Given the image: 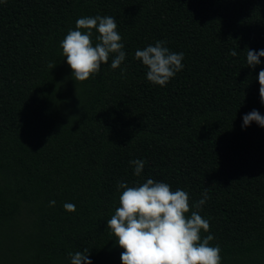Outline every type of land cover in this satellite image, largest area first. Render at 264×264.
I'll list each match as a JSON object with an SVG mask.
<instances>
[{
  "label": "trees",
  "instance_id": "1",
  "mask_svg": "<svg viewBox=\"0 0 264 264\" xmlns=\"http://www.w3.org/2000/svg\"><path fill=\"white\" fill-rule=\"evenodd\" d=\"M96 15L116 19L126 58L76 81L60 42ZM158 40L184 53L165 86L135 58ZM245 48L264 49V0H0V264H70L84 248L122 264L107 228L118 182L149 178L187 191L186 215L207 191L201 236L221 264H264V127H243L264 115V57L253 69Z\"/></svg>",
  "mask_w": 264,
  "mask_h": 264
},
{
  "label": "clouds",
  "instance_id": "2",
  "mask_svg": "<svg viewBox=\"0 0 264 264\" xmlns=\"http://www.w3.org/2000/svg\"><path fill=\"white\" fill-rule=\"evenodd\" d=\"M6 2V0H5ZM117 21L112 16H85L76 20L75 29H70L60 42L62 54L72 69L76 81H86L101 70L102 63H108L110 55L115 54L111 68L120 67L126 58L122 36L117 31ZM98 35L93 40V30ZM167 41L158 40L155 45L137 49L135 58L142 60L148 69L147 79L153 84L165 86L177 72L184 67V53L170 51ZM247 66L255 69L264 57V49L259 51L245 48ZM237 53L231 52L232 56ZM50 67L54 68L55 66ZM126 70L121 71V75ZM259 94L264 102V69L258 75ZM253 121L264 127V115L253 109L243 117V127ZM144 161H130L134 165V174L139 176L144 168ZM122 190L119 207L107 220V228L114 234L115 240L124 251L120 255L122 264H221V249L211 246L214 236H201V230L208 232L210 223L199 214L206 203L207 191L195 203L197 211H190V197L183 189L171 190L165 182L147 179L142 184L129 186L118 182ZM54 206L55 201H50ZM66 211L74 212L76 206L66 202ZM90 251L69 253L70 264H92Z\"/></svg>",
  "mask_w": 264,
  "mask_h": 264
}]
</instances>
